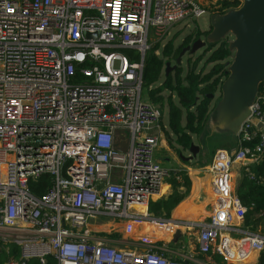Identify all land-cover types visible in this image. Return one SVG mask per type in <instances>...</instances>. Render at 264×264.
<instances>
[{
    "label": "built area",
    "instance_id": "2783aa9c",
    "mask_svg": "<svg viewBox=\"0 0 264 264\" xmlns=\"http://www.w3.org/2000/svg\"><path fill=\"white\" fill-rule=\"evenodd\" d=\"M203 13L197 0H0V250H19L6 264L51 255L56 264H264V222L245 223L233 187L235 164L252 178L248 165L264 158V85L233 148L213 152L206 219L158 222L148 213L166 171L156 159L162 113L142 98L145 54ZM44 174L52 185L37 197L29 182ZM106 221L196 228L197 253L181 236L166 241L172 247L117 246L99 229Z\"/></svg>",
    "mask_w": 264,
    "mask_h": 264
},
{
    "label": "trees",
    "instance_id": "16d2710c",
    "mask_svg": "<svg viewBox=\"0 0 264 264\" xmlns=\"http://www.w3.org/2000/svg\"><path fill=\"white\" fill-rule=\"evenodd\" d=\"M239 4V0H216L214 4H211V10L223 12L227 8H234ZM205 34L206 31H200L196 27L194 32L186 35L177 46L174 45V38H171L162 47H160V43H154L145 54L142 88H147L148 100L158 105L162 114V109L166 107L168 130H164L163 127L162 130L169 145L178 152H181V149L188 150L190 143L193 142V135L200 136L205 132L212 101L208 95L219 91L220 84L227 74L232 53L228 49L226 38L215 45H208L204 48L208 55L199 68L198 64L202 55L196 56L193 61L190 58L186 59L185 71L179 66L165 75L163 74L164 66L167 61H175L183 47L201 36H205ZM120 51L130 61L139 60L140 54L136 50L120 49ZM156 51L160 52L156 54ZM208 64L210 67L207 69ZM161 75L163 78L162 81H159ZM263 85L264 82L261 83L259 89ZM171 134L174 136V141L170 137ZM228 140L234 143L235 138ZM160 148L161 146H159V150ZM186 161L189 162V160ZM248 168L252 178L246 171L242 170L235 192L247 207L245 223L253 230H261L264 222V158L250 164ZM164 182L171 189L170 193L151 200L148 204V213L155 218L169 219L170 211L189 193L191 181L187 171L176 169L166 171ZM51 185V176L44 174L37 181H30L29 189L35 196L41 197L47 193ZM173 232L176 233L175 230ZM111 236L120 239L119 235L112 234ZM166 237L172 239L171 233L167 234ZM190 241L197 247V241L194 238ZM6 247L10 253H5L4 249L0 250V264H6L10 255L18 256V247L13 244H8ZM210 257L212 261L220 262L218 256L212 255ZM261 261L264 262V253L261 255ZM26 264L43 263L31 259ZM44 264H56L55 257L48 256Z\"/></svg>",
    "mask_w": 264,
    "mask_h": 264
},
{
    "label": "water",
    "instance_id": "95a60500",
    "mask_svg": "<svg viewBox=\"0 0 264 264\" xmlns=\"http://www.w3.org/2000/svg\"><path fill=\"white\" fill-rule=\"evenodd\" d=\"M239 1L237 7L210 13L205 36L183 47L174 63L167 61L164 66V74L168 75L181 65L184 53L192 54L227 38L232 58L220 84L219 96L209 111L205 129L208 128L213 136L232 139L237 137L244 120L249 116L250 105L264 82V0ZM85 35L96 36L88 32ZM214 96L213 93L208 95L211 100H214ZM199 149L197 144L191 142L189 154L181 157L192 160Z\"/></svg>",
    "mask_w": 264,
    "mask_h": 264
},
{
    "label": "rangeland",
    "instance_id": "374dc122",
    "mask_svg": "<svg viewBox=\"0 0 264 264\" xmlns=\"http://www.w3.org/2000/svg\"><path fill=\"white\" fill-rule=\"evenodd\" d=\"M197 2L202 7H205L207 5L215 3L216 0H197ZM208 26H209V13L208 12H205L198 17L184 18L183 20H181L180 22L176 23L175 25H173L171 27L167 36L164 37L159 42L160 47L164 46L166 41L168 39H171V38H174V45L177 46L178 44H180V42L184 39V37L186 35L194 32L196 27H198L200 31H206V30H208ZM201 38H203V36H201ZM153 40H154V37L152 36V31H151L149 42H152ZM159 52L160 51H158V53ZM198 55H202V59L198 64V68H199L208 55V53L205 52L204 47L196 50L192 54H189L188 52L184 53V55L181 58V65H180L182 67L183 71H185V69H186V63H187L186 59L190 58L193 61L196 58V56H198ZM171 61L174 63L173 60H171ZM209 67H210V65L208 64L207 69ZM162 78H163V75H161L159 81H162ZM218 96H219V91L217 90V92L215 93V96H214V100L211 101V107L215 103ZM142 98L143 99H149L148 90L146 87L142 88ZM162 110H163V114H162V123L161 124H162V127L164 130L165 129L168 130L167 109H166V107H164V109H162ZM170 137H171L172 141H174L173 140L174 136L172 134L170 135ZM192 138H193V142L195 144H197L200 149H199L196 157L193 158L192 160H189V162H188V161L184 160L181 157V155L186 156L189 154V151L187 149L186 150L181 149V152H178L176 149L172 148L169 145V143L166 139V136L162 130L161 148H160V150L158 148L156 151V153L158 152L156 159H157V163L159 164V166L161 168H164L165 171L176 170V169L186 170L190 178L193 177V170L202 171L206 175V172L208 173L207 166L210 162L211 156L213 155L212 153L217 148H221V144L219 142L223 138H229V137H218L216 135L213 136V135H211L208 128H206L205 132L202 133L200 136L193 135ZM231 145L232 144H228L227 148H225V147H223V148L229 150ZM200 164H202V165L200 166ZM239 168H240V164H235L233 166V169H234V171H233V187H235V185H237L238 182L240 181V176L238 173ZM203 173H199V175L203 174ZM207 181L210 182V178H207ZM206 186H207V184L205 182L204 187L206 188ZM187 195L184 198H186ZM176 207H177V205H176ZM176 207H174L170 211L169 219H172L171 215L174 213ZM110 222H111V224H109V221H106L105 224L107 226L106 227L103 226L101 228V230L107 231L106 233L119 235L120 239H116V238L115 239L117 241V245L120 247L128 246L131 248H137L138 249V248L142 247L141 243H144L145 241H151V240L155 241L156 240V241H160L161 243H166V241L172 242L173 240L177 239V237H178V236H176L177 233H174L171 230L172 229L171 227L167 228V231H166V228L163 225H159V223H157V222H153V223H150V222L127 223V222H123V221H110ZM133 224L136 225L137 228H135V229L132 228ZM183 229L184 230L189 229L188 231L192 230L188 227L183 228ZM165 233H167V234L171 233L172 239H169L168 237H166L165 239H153V237H160V236L162 237V235ZM189 236H193L192 231H191ZM166 244L168 245V247H172L171 243H166ZM221 261L222 260L220 259V262Z\"/></svg>",
    "mask_w": 264,
    "mask_h": 264
},
{
    "label": "crops",
    "instance_id": "0c3cea01",
    "mask_svg": "<svg viewBox=\"0 0 264 264\" xmlns=\"http://www.w3.org/2000/svg\"><path fill=\"white\" fill-rule=\"evenodd\" d=\"M228 139L230 138H223L219 142L221 144V148L223 147L227 148L228 144H232L230 149L233 148L234 143L230 142V140ZM199 173H203V172L199 170H193V177L191 178L189 177L191 181V187H190L189 194L187 195L186 198L182 199L181 202H179V204H177V207L175 206L176 209L174 213L171 215L172 219L202 222L206 219L207 215L210 213V210H211L210 185L211 184L209 185V182L207 181V178H210V177L207 172H206V175L205 173L199 175ZM238 173H239V176L241 177L242 171H239ZM205 182L207 184L206 188L204 187ZM164 185L165 186H163V189L161 191L162 193L161 197L168 195L171 191V189L166 183H164ZM236 186L237 185H235L234 188H236ZM173 230H175V232L177 233L178 238H180L181 236L183 241L186 242L185 248L188 251L193 252V254L195 255V253H197L196 251L197 247L193 245L190 240L192 238H194L195 240L197 239L198 230L194 228L188 231L189 229L184 230L183 227H175ZM191 231L193 232V236H189ZM166 235L167 233L163 234L162 237L160 236L156 238L165 239ZM171 245L174 246V243H172ZM248 261H250V258H247L244 262L246 263Z\"/></svg>",
    "mask_w": 264,
    "mask_h": 264
},
{
    "label": "bare ground",
    "instance_id": "6f19581e",
    "mask_svg": "<svg viewBox=\"0 0 264 264\" xmlns=\"http://www.w3.org/2000/svg\"><path fill=\"white\" fill-rule=\"evenodd\" d=\"M212 4H214V3H212ZM204 8H205V12H208V13H214V11L211 10V4L205 6ZM208 175H209V173H208ZM209 177H210V175H209ZM209 185H210V182H209ZM163 186H165V185H163ZM210 196H211V197L213 196V194L211 193V187H210ZM136 207H137V208L144 209V207H143V206H140V205H137ZM106 226H107V225H104V227H106ZM102 227H103V226L99 227V229H101ZM132 228L135 229V228H137V226L133 224V225H132ZM246 259H247V258H246ZM246 259H245V260H246ZM245 260H244V261H245ZM244 261H243V262H244ZM244 263H245V262H244Z\"/></svg>",
    "mask_w": 264,
    "mask_h": 264
},
{
    "label": "flooded vegetation",
    "instance_id": "af4514ba",
    "mask_svg": "<svg viewBox=\"0 0 264 264\" xmlns=\"http://www.w3.org/2000/svg\"><path fill=\"white\" fill-rule=\"evenodd\" d=\"M204 37V36H203ZM191 44V43H190ZM173 63V62H172ZM209 142V141H208Z\"/></svg>",
    "mask_w": 264,
    "mask_h": 264
}]
</instances>
